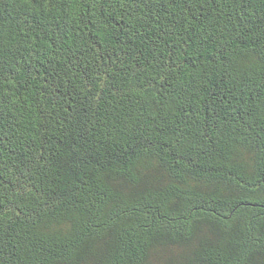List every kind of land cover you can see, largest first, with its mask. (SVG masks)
Returning a JSON list of instances; mask_svg holds the SVG:
<instances>
[{
    "label": "trees",
    "instance_id": "obj_1",
    "mask_svg": "<svg viewBox=\"0 0 264 264\" xmlns=\"http://www.w3.org/2000/svg\"><path fill=\"white\" fill-rule=\"evenodd\" d=\"M0 264H264V0H0Z\"/></svg>",
    "mask_w": 264,
    "mask_h": 264
}]
</instances>
